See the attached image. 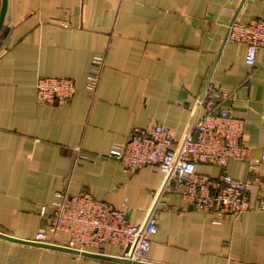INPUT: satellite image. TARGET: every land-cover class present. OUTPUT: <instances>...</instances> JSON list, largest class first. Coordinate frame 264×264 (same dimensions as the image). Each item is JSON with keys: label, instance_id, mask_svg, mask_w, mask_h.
<instances>
[{"label": "crops", "instance_id": "1", "mask_svg": "<svg viewBox=\"0 0 264 264\" xmlns=\"http://www.w3.org/2000/svg\"><path fill=\"white\" fill-rule=\"evenodd\" d=\"M234 19H264V0H8L0 31V233L35 241L48 221L41 207L51 214L64 189L88 191L126 210L132 224L144 222L164 175L154 166L128 173L107 155L135 127L163 124L181 139L204 113L207 84L235 93L227 104L245 121L244 145L257 160L264 148V48L248 65L246 46L227 38ZM94 55H104L106 65L92 98L85 82ZM40 76L73 78L78 92L69 102L39 104ZM79 150L93 161L79 160ZM198 170L214 179L221 172L206 164ZM227 171L238 179L252 174L238 160ZM168 205L156 211L157 232L140 262L264 264V209L256 192L250 210L220 223L214 213L184 209L178 195ZM49 237L68 241L66 233ZM101 251L119 257L120 249ZM0 264L133 263L0 236Z\"/></svg>", "mask_w": 264, "mask_h": 264}, {"label": "built area", "instance_id": "2", "mask_svg": "<svg viewBox=\"0 0 264 264\" xmlns=\"http://www.w3.org/2000/svg\"><path fill=\"white\" fill-rule=\"evenodd\" d=\"M227 35L233 42L246 46L245 62L254 65L258 51L264 48V19L248 23L234 19ZM105 65L103 55L92 58L85 82L86 93L92 98ZM77 92L72 78L41 76L36 81V100L42 105L68 102ZM235 97V93L207 84L200 98L204 113L191 123L181 139H175L169 127L155 124L149 128L135 127L126 139L113 143L107 157L119 161L126 172L154 166L165 177L144 222L132 224L126 210L117 209L88 191L72 194L64 189L57 191L51 214L46 205L41 207V215L48 221L33 240L53 243L49 234L57 237L66 233L68 241L64 246L71 249L102 253L104 247L114 246L120 249L119 257L143 261L151 237L157 232L156 211L168 208L170 195L180 196L184 209L190 206L197 212L216 214V223L227 214L241 215L250 210L253 192L258 197V208L264 209V148L257 160L250 158V149L244 145L245 121L235 117L232 106L227 104ZM216 98L220 101L215 102ZM77 154L81 161H93L81 150ZM231 160L248 162L251 177L238 179L229 174ZM202 164L220 167L218 178L200 172L198 166Z\"/></svg>", "mask_w": 264, "mask_h": 264}, {"label": "water", "instance_id": "3", "mask_svg": "<svg viewBox=\"0 0 264 264\" xmlns=\"http://www.w3.org/2000/svg\"><path fill=\"white\" fill-rule=\"evenodd\" d=\"M7 9H8V0H1V7H0V31H1V28H2V26L4 24V21H5ZM227 38H228V35H227ZM0 236L5 237L7 239L14 240V241L22 242V243H27V244H32V245H38V246L46 247V248H52V249L68 251V252L75 253V254L88 255V256H94V257L106 258V259L121 260V261H125V262H128V263H133V264H147V263H142L140 261H131V260L124 259V258H121V257H116V256L96 254V253H93V252H81V251H77V250L71 249V248H69L67 246H64V245H58V244H53V243H41V242L32 241V240H23V239L10 237V236H7V235L1 234V233H0Z\"/></svg>", "mask_w": 264, "mask_h": 264}, {"label": "rangeland", "instance_id": "4", "mask_svg": "<svg viewBox=\"0 0 264 264\" xmlns=\"http://www.w3.org/2000/svg\"><path fill=\"white\" fill-rule=\"evenodd\" d=\"M94 56H95V55H94ZM94 56H93V57H94ZM103 56H104V55H103ZM93 57H92V58H93ZM104 57H105V56H104ZM105 59H106V57H105ZM91 61H92V59H91ZM90 65H91V64H90ZM40 77H41V76H40ZM44 77H47V76H44ZM49 77H54V76H49ZM68 78H69V77H68ZM72 79H73V78H72ZM75 95H76V94H75ZM72 99H73V98H72ZM72 99H71V100H72ZM71 100H70V101H71ZM68 102H69V101H68Z\"/></svg>", "mask_w": 264, "mask_h": 264}]
</instances>
